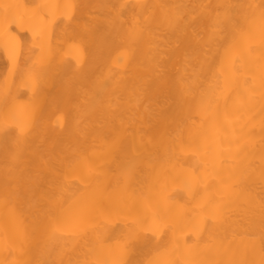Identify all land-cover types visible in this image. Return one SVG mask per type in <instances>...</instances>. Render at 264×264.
<instances>
[{
	"label": "bare ground",
	"instance_id": "6f19581e",
	"mask_svg": "<svg viewBox=\"0 0 264 264\" xmlns=\"http://www.w3.org/2000/svg\"><path fill=\"white\" fill-rule=\"evenodd\" d=\"M5 31L0 264H259L264 0H0Z\"/></svg>",
	"mask_w": 264,
	"mask_h": 264
},
{
	"label": "snow or ice",
	"instance_id": "6c2138e0",
	"mask_svg": "<svg viewBox=\"0 0 264 264\" xmlns=\"http://www.w3.org/2000/svg\"><path fill=\"white\" fill-rule=\"evenodd\" d=\"M36 9L40 12L42 18L44 20H47L50 15H54V13L51 11L52 9H60L63 7V11L60 13V15L66 20L70 21L72 19V12L71 8L74 6L71 5H50V4H40L35 6ZM8 32L5 31L3 34H0V39H3L4 42V47L7 48L9 46V41L7 39L8 37ZM43 34H41L42 36ZM244 37L241 36V39ZM235 45L230 44L226 46L223 49V55L222 59L220 62V65L217 67L215 64H208L206 61H202V67L200 71L196 74L198 77L201 76L203 73L205 76L210 74V79L211 81H217L219 79V76H224L225 75V69L228 61L230 59H233V51H234ZM79 52V50H76ZM45 57L41 56L40 61L43 62ZM127 59V52H122L120 56L117 58L118 63H122L123 61H126ZM77 65H79V59H77ZM10 72H13L14 69H10ZM27 84L30 87L35 88L38 84V81L36 78L32 75H29ZM8 87V80L7 78L5 79L4 83L2 86H0V92L6 93ZM262 123H264V120H262ZM28 127V122L26 121L22 126H20V134L23 135V133L26 131ZM118 143L117 141H114V144ZM135 167V162L130 161L129 162V169H132ZM261 181L264 183V173L261 175ZM217 212L220 211V206H217L216 209ZM149 212H151V215L149 216L146 213L147 219H142V218H137V217H132L128 220V222L134 227L136 233H145L148 234L150 233L152 236H154L157 240L160 239L162 234L164 233L165 229L168 228V224L154 211H152L149 208ZM215 218V216L213 217ZM147 264H160V261L157 259H150L147 261ZM259 264H264V256H262Z\"/></svg>",
	"mask_w": 264,
	"mask_h": 264
}]
</instances>
